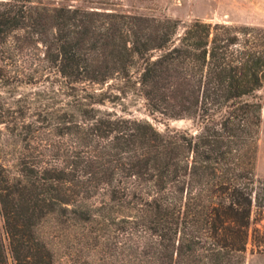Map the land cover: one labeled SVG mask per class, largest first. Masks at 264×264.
<instances>
[{"label":"trees","instance_id":"1","mask_svg":"<svg viewBox=\"0 0 264 264\" xmlns=\"http://www.w3.org/2000/svg\"><path fill=\"white\" fill-rule=\"evenodd\" d=\"M178 24L110 0H0V90L35 87L0 102L20 141L14 169L0 160V264H246L249 242L264 249V26ZM138 98L146 115L126 108Z\"/></svg>","mask_w":264,"mask_h":264},{"label":"rangeland","instance_id":"2","mask_svg":"<svg viewBox=\"0 0 264 264\" xmlns=\"http://www.w3.org/2000/svg\"><path fill=\"white\" fill-rule=\"evenodd\" d=\"M103 0H71L75 4L95 5ZM121 4L123 8L156 17H171L179 21L177 31H182L185 24L194 18L204 21L224 22L232 25H261L264 26V0H110ZM0 90V102L5 106H17V95L27 93L29 98L34 97L35 87L20 85L14 91ZM262 102V121L259 129L258 151L255 172L258 178H264V83L257 91ZM126 108L135 115L144 113L141 99L125 100ZM120 105L116 107L120 111ZM159 127L161 121L154 120ZM186 119L171 120V124L187 125ZM20 148V141L8 133L4 123H0V160L15 168ZM2 217L0 214V232L2 231ZM246 264H264V249L256 250L252 243H248Z\"/></svg>","mask_w":264,"mask_h":264}]
</instances>
